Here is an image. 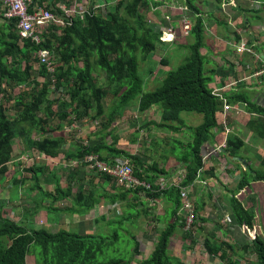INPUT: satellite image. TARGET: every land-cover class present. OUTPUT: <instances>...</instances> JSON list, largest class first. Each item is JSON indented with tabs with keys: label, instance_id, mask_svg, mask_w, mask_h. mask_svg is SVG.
Masks as SVG:
<instances>
[{
	"label": "trees",
	"instance_id": "16d2710c",
	"mask_svg": "<svg viewBox=\"0 0 264 264\" xmlns=\"http://www.w3.org/2000/svg\"><path fill=\"white\" fill-rule=\"evenodd\" d=\"M104 1V8H95L96 0H90L91 7L83 16L72 17L70 24L62 29L52 26L39 45L19 36L16 21H7L8 34L0 30V181L13 185L14 200L18 199L15 194L21 195L20 186L29 183L27 190L34 194L33 210L58 215L73 210L69 209L67 202L73 200L75 204L78 197H88L87 193L77 190L76 185L80 182L77 179L79 172L90 171L122 189L115 196L95 192L90 202L83 199L80 210L83 209L84 213L94 209L102 199L110 200L117 212L124 196L132 193L138 199V194H143L148 201L165 200L170 207V221L158 233L156 243L147 256L133 260L142 255L136 243L133 261L117 259L99 263L98 255L112 245L110 238L65 229L54 232L45 228L30 229L23 216L18 221L11 220L0 206V264H27L33 245L41 248L38 264H186L174 260L173 253L170 254L171 238L181 230L183 239L190 240L189 248L193 249L196 245L193 234L202 233L206 220L198 218L194 209L192 228L188 232L182 231V219L178 216L180 191L192 188L197 180L214 177L215 168L206 169L209 160L222 156L226 161L235 163L234 157L246 145L244 139L231 131L232 117L226 115L225 124L230 129L226 147L215 151L225 136L222 131L221 134L216 133L222 128L220 114L223 113L224 100L229 105H244L250 115L246 125L248 132L264 140V107L253 103L244 93H231L221 98L212 95L214 70L206 71L204 68L205 57L200 51L204 46V22L198 15L201 10L195 0H181L180 3L196 16L190 34L193 42L188 45L189 54L185 62L176 71L167 73L153 91H146V87L148 77L153 76L155 68L147 70L144 76L148 77L142 79L139 62H148V57L156 51V45L163 43L161 32L149 26L151 5L156 3L153 0H120L111 8V0ZM221 1L224 0H215L216 3ZM41 49L54 53L53 79L44 67H40L37 53ZM159 66L166 68L168 60L162 57ZM101 75L105 77L106 84L99 82ZM132 107L140 115L159 108V121L148 120L140 125L136 132L130 134L127 145L137 144L142 128H146V138L150 139L153 128L170 133L189 132L187 143L175 140L181 147L177 151L179 154L174 149L175 144L169 148L171 154H165L162 149L168 148L169 143L168 147L159 149L161 143L156 140H148L140 152H131L128 146L118 148L117 142L122 136L117 133L118 130L115 131L113 123ZM182 112L199 114L202 121L196 126L186 127L179 117ZM98 121L97 129L90 135L78 136L81 123L88 126ZM133 122L132 118L129 123ZM73 123L78 128L71 129ZM91 137L96 139L91 141ZM166 137L161 138L165 143ZM16 140L23 143V149L17 153L14 146ZM26 151H31L33 160L40 157L61 163L54 170L45 164L25 166L21 161L22 170L16 171L10 178L5 177L12 158ZM148 151L152 153L147 155ZM89 154L98 155L101 161L108 164L127 161L132 166L133 176L148 188H127L119 185L112 176L91 170L85 162ZM155 154L162 162L155 158ZM204 156H207L206 160ZM142 157L148 158L142 160ZM170 157L175 165H179L182 177L177 184L161 186L163 182L159 181L160 178L170 177L171 169L165 168ZM242 160L245 161L243 157ZM68 163L77 165L68 167ZM160 163L164 164V168L160 167ZM260 164L264 167V158ZM247 166L245 170L239 168L241 175L227 197L235 224L252 230L255 218L253 207L243 204L237 195L252 183H264V171ZM3 199L9 201V197ZM137 210L138 214L146 213L147 208ZM202 246L206 259L213 258L221 264H240L242 256L248 254L255 256V264H264V238L259 235L250 243L238 246L235 242L220 240L210 232L202 238Z\"/></svg>",
	"mask_w": 264,
	"mask_h": 264
},
{
	"label": "crops",
	"instance_id": "0c3cea01",
	"mask_svg": "<svg viewBox=\"0 0 264 264\" xmlns=\"http://www.w3.org/2000/svg\"><path fill=\"white\" fill-rule=\"evenodd\" d=\"M62 1L63 0H37V3L38 6L49 9L55 15H59L62 13L59 9V6L63 4L61 3ZM117 1L120 0H111L109 3L110 7H112ZM174 1L178 4L181 3V0ZM195 1L201 10L200 14L198 15H201L203 18L205 30L204 46L200 51L204 57H207L210 53L211 55L209 56V59L213 63V68L208 69V71L214 70L211 90H219L223 95H230L231 93H244L253 103L264 107V77L258 79L251 78L252 74L264 65V0H224L220 3H216L215 0ZM74 2L78 3L77 5L81 7L80 9L88 10L91 7L89 5L90 0L84 2L81 0H65V3L70 8L73 6ZM105 4L106 1L104 0H96L94 6H100L104 8ZM2 10L3 7L0 5V30L5 34H8V22L4 18ZM150 15L151 18L149 23L152 22L153 19H156L153 20L156 23L157 21L161 22L160 13H150L149 17ZM58 33L59 32H57V34ZM176 34L177 37L175 44L185 43V38L187 37L181 36L179 32ZM241 41L246 43L251 53L238 55L236 52V45H238ZM154 77H156V74L148 78V82L150 81V84L152 83L151 80ZM225 86L227 87L226 89ZM222 88H224L223 91ZM227 115L232 117L231 131L244 139L246 145L244 149L239 152V155L234 157L236 161L235 163L226 161V158L222 156H217L215 160H209L206 169L208 170L210 167H214V177H208L204 180H197L193 187L188 189L189 198L195 209V212L197 211L196 214L198 215V218L201 217L206 220L205 224L209 223V218L210 221L215 223V221L221 222V220L225 218V215L226 217H229L225 212H228L229 210L227 193L229 190L235 188V186L232 188L231 183L229 182V177L232 176V180L235 179L237 174H239L240 177L242 170H239V168L245 170L248 167L247 157L244 156L245 150L248 153L255 150L252 156H264V140L259 137H253L247 130L246 125L250 115L248 114L246 107L242 104L231 105V112H229ZM222 117L223 115L220 114V118ZM130 124L131 123L123 124L122 129H128ZM65 129H67V127H65ZM96 129V127L92 126L89 128L90 132H85L87 133L85 135H90ZM221 131L222 128H219V131H216V133L221 134ZM117 133L119 135L121 134L122 136L117 142V147H127V144L130 140L129 137H124L122 132L118 131ZM217 138L219 137L217 136ZM95 139V137H91V141H94ZM108 142H112L111 138L108 139ZM135 146L136 145H129L128 150L134 152ZM65 148H67V146ZM241 156L245 161L242 160ZM147 158L142 157V160H147ZM160 167L164 168V164L160 163ZM165 168L169 170L171 169L170 177H167L166 179L160 178L159 181H168L166 183L164 182L165 184L163 185L161 184V186H164L168 183L177 184L179 179L182 177V175H179L182 170L180 169L179 165H175L172 157H170V161L168 160V162H166ZM77 179H80V182L76 185V189L87 193L88 197H78L75 199V204H73V200L67 202L69 209L73 210L69 213L65 212L56 215L53 219L54 221H64L67 217L66 219L68 222L75 223L74 229L77 233L87 234L93 233L92 230L95 227L92 223H95L96 226L103 222L109 225L113 221V216H120L119 210L116 212V209L113 208V205L110 204V200L108 199H102L100 203L88 213H84L83 209L80 210V206L82 205L83 199H87V201L90 202L95 192H99L103 195L115 196L122 188L118 187L116 184L105 181L101 177H98L97 174L91 173L90 171L81 170ZM63 185L64 184L62 183L61 186ZM28 194H30V192H28ZM20 197L21 195H19V200ZM138 197L139 198L136 199L134 194L129 193L127 196H124L122 202L124 203L123 205L127 204L128 207L141 209L143 206L141 202L145 201L149 212L154 213V217L149 215L153 219L151 224H149V226L146 224V222L143 223V225L141 224L136 236L140 247H144L143 251L140 249L141 254L144 252V255L146 256V250H149V244H147L146 241L152 240L154 236L157 239L158 233L170 221V215L167 214V211H170V207L169 204H167L163 199H158L153 202L148 201L143 194H138ZM20 203H22V201ZM64 204L66 205V202ZM222 211H224V215H222ZM179 212L178 216H180ZM228 213L230 215V212ZM139 214L145 215V217L148 216L147 211L146 213L141 212ZM230 217L232 218V216ZM179 218H181V216ZM45 221H47L46 217ZM205 224L202 226L203 229ZM218 230L216 231L215 226L213 227V233H215L217 238L219 234H221ZM178 234H181V236ZM177 236L178 238L181 237V239H183V234L180 230L171 238L170 248L172 249L175 246L174 238ZM198 237H202V233L195 232L193 234V241L197 242L195 238ZM183 241H188V245L190 246V240L183 239ZM210 260H212L210 262L212 264H221L216 259L210 258ZM192 261L193 259L190 258V264ZM204 262L207 263L206 258Z\"/></svg>",
	"mask_w": 264,
	"mask_h": 264
},
{
	"label": "rangeland",
	"instance_id": "374dc122",
	"mask_svg": "<svg viewBox=\"0 0 264 264\" xmlns=\"http://www.w3.org/2000/svg\"><path fill=\"white\" fill-rule=\"evenodd\" d=\"M81 1L84 2L87 0H81ZM150 18H151V15H150ZM153 20H156V19H153ZM153 20L152 22L149 23V26L154 31H159L161 28L162 21L161 22L157 21L156 23ZM185 40L186 41L183 44L177 43L179 45L172 44V43H164V42L158 43L156 45V51L152 53L150 57H148V62L146 63L139 62V65H140L139 66L140 68L139 76L142 79H145V77L146 78L148 77V76H144L147 74V70L155 68L154 74H156V77H154L151 80L152 82L151 84L149 83L150 81L148 82L149 86L146 87V91H153L154 89L159 87L162 79L165 77L167 73L176 71V69L180 65H182L183 62H185V59L187 58L189 54L188 45L193 42V37L187 36ZM210 55L211 54L209 53L208 56L205 57L204 59V68L206 71L209 68H213V63L209 59ZM162 57H164V59L166 58L168 59V66L166 68L159 66V62ZM105 81H106L105 77L101 75L99 78V82L101 84H104V83L106 84ZM56 97H58V95ZM159 110H160L159 108L157 109L154 108V110L151 109L147 114L140 115L139 113L136 112L135 108L133 107L126 109L125 112L122 113L119 116V118L113 123L115 127V131L118 130L119 132H122L124 134V137L128 138L130 137L131 133L136 132L137 128L143 123L147 122L148 120L159 121ZM131 117L133 118L135 122H133V124H130L128 129L126 130L122 129L123 124L125 123L129 124L130 120L132 119ZM179 117L183 122L186 123L185 125L186 127L196 126L202 121V116L199 114H195V113L182 112L180 113ZM85 125L87 124L81 123L82 127L79 126L80 129L77 133L79 136L84 137L85 134H87L85 132H90L91 129L89 130V128H91L92 126L96 127L99 125V121L96 123L92 122L88 126H85ZM85 128H88V129H85ZM145 130L146 128H142V130H140L138 134V140H137L138 142L137 144H135L136 146L134 147L135 151L137 152L143 151V149L145 148L144 145H146V143L148 144V140L149 141L156 140L158 143L159 142L161 143L159 144V149L161 147H168V143H169L168 148L162 149L164 150L165 154H169L170 152L169 148L172 147L173 144L176 145L174 149H176V153H178L177 151H179L181 147L180 145L178 146V144H176L175 140L176 139L181 140L182 143L185 144L187 143V139H190L189 132L188 134L183 133V132L170 133V132H166L165 130L154 129V128L151 129V134L153 135H152V139H150V138H146L147 136L145 134ZM162 136H167L166 137L167 143H165L164 140L161 139ZM14 146H15L16 153L19 150L23 149V143H21L20 140L19 142H17L16 140ZM253 152H255V150L250 151L249 153L245 150L244 156L247 157L248 165L251 164L253 169H261L264 171V167H262L260 164L264 156L262 155L252 156ZM151 153L152 152L148 151L146 154L149 155ZM158 154H159V151H158ZM154 156L155 158H157L159 162H162L160 160L159 155L155 154ZM21 161L25 163L24 164L25 166H31L32 163L34 164L36 163V165H39V166L45 164L49 169L52 168L54 170L59 167L58 163H61L59 162V160H48V158H46V160H43V158H40V157L36 158V160H33L31 151H26L25 153L17 154V156L12 158V161L8 164V169H9L8 174L5 177L10 178L12 175H14V173H16V171L18 172L19 170H22L24 166H22L23 163ZM180 174L181 173H179V175ZM238 178H239V174H237V176L233 180H232V176L229 177L230 179L229 182L231 183L232 188L236 185ZM164 182L166 183L168 181L165 180ZM164 182L163 184H165ZM12 186L13 185L10 184L9 182H6L4 180L0 181V206H2V209L4 210L6 217H9L11 220L18 221V219L23 216V221L26 222V224L28 225L30 229L45 228L48 231H52V232L59 230V229H65V230H69L72 232L74 231L76 232V230L74 229L75 223L68 222V220L66 219L67 217L65 218L64 221L63 220L54 221L53 219L56 216V214L50 213V212L46 213L47 211H41L37 213L35 210H33V206H35L33 205L34 194L32 193L28 194L29 191L27 190V188L29 187V183H27L24 186H20L21 188V191L19 190L21 193L20 200L12 199V197L14 196L12 195V189H11ZM15 195L16 197L19 198V194H15ZM5 197L10 198L8 202L3 199ZM238 199L243 204L253 207V210L255 213V218L253 221V229L250 230L249 228L244 227V226L242 227L237 226L235 222L233 221V219L230 217L231 215H229L228 213L229 210H228V212L227 211L225 212L227 213L229 217H226L225 215L224 216L225 218H223L221 222L215 221L214 223L210 221V218H209V223L205 224L204 230L202 231V237L209 235V231L214 232L213 227L215 226V230L217 231L219 229L218 231H220L221 233L219 234L218 239L229 241L232 244L235 242V244L238 246H241L245 243H250L251 240L254 239L255 236L257 235L264 238V183L263 182H258L256 184L252 183L250 187L244 189L238 194ZM19 201L20 202L22 201V203H20ZM141 203L143 205L142 208H145V207L147 208V204L145 201H142ZM123 204L124 203L120 202L119 205L121 207L118 206L120 216H113V221L109 225L103 222L96 226L95 223L90 222L94 224V227H95V228L93 227L94 228L92 230L93 233L103 235L113 240L112 245L108 246L103 251V253L98 255L99 263H108L112 260H117V259L131 261L133 259V249L136 246V243L139 244L138 239L136 237L139 227L141 226V224L143 225V223L145 222L149 226V224H151V222L153 221V219L150 216L154 217V213L149 212L148 208L146 210L148 213V216L145 217V215L138 214L137 209L128 207L127 204L125 205ZM222 212H223L222 215H224L225 214L224 211ZM167 214L168 215L170 214L169 210L167 211ZM45 217L47 221H45ZM178 235L181 236V234H178ZM202 237L195 238L197 241L196 242L197 244H196V247L195 245L192 247L193 249L189 248L188 241H183V239H181V237L178 238V236L175 237L174 238L175 246L173 247V249L170 248V254L173 253V258H176L174 260H177V261L181 260L180 262L182 263L190 264V258H192L193 261L191 264H209L212 261L209 258H207V263L204 262L205 250L202 246ZM155 240L157 239L154 236L152 240L146 241V243L149 244V250L152 248V245L154 246V244L156 243ZM139 249L143 251L144 247H140V244H139ZM149 250H146V252L148 253ZM38 253H41V248L39 246L33 245L31 247V253L27 259V264H38ZM142 254H143L142 255V258H143V256H145L144 252H142ZM242 258L243 259L242 261H240V264H255L256 259L254 255H250V254L245 255V256L243 255ZM137 259H141V256L140 258L139 256H136V258H134L133 260H137ZM235 259L238 260L239 255ZM174 260L172 262H175ZM135 263L137 262L135 261Z\"/></svg>",
	"mask_w": 264,
	"mask_h": 264
},
{
	"label": "built area",
	"instance_id": "2783aa9c",
	"mask_svg": "<svg viewBox=\"0 0 264 264\" xmlns=\"http://www.w3.org/2000/svg\"><path fill=\"white\" fill-rule=\"evenodd\" d=\"M156 4L151 5V13L161 14V28L160 40L164 43H176L177 32L183 37L190 36L194 26V14L190 12L187 6L180 5L174 0H153ZM62 5L59 6L61 14L55 15L49 9L38 6L37 0H0V5L3 7V15L7 21H16V27L19 36L22 39H31L36 45H39L45 33L55 26L57 28H64L70 24V20L74 16H83L87 9H80L77 2H74L70 8L63 0ZM100 8V6H94ZM178 30V31H177ZM236 52L238 55L244 53H251L244 41L236 45ZM54 53L52 50L41 49L37 53L40 60V67H44L51 78H54ZM264 77V65L257 69L251 76L253 79ZM235 84V83H234ZM232 86V85H230ZM229 86V87H230ZM227 87L225 86V89ZM224 88H222L223 91ZM212 95L215 97H222V92L213 90ZM231 112V105L225 103L223 106L222 117V133L225 134L222 141L218 143L215 151L226 147V137L230 133V129L226 127L225 116ZM78 128L76 123L71 125V129ZM207 156H204L206 160ZM85 162L89 164L91 170L106 173L116 179L119 185L127 188L135 186H143L148 188L144 182H140L133 176L132 166L127 162L108 164L100 160L96 154H89L85 157ZM68 167H74L77 163H68ZM79 165V164H78ZM180 216L182 219V231L188 232L192 228L195 220L194 207L190 201L187 189L180 191ZM115 208V206H113Z\"/></svg>",
	"mask_w": 264,
	"mask_h": 264
}]
</instances>
